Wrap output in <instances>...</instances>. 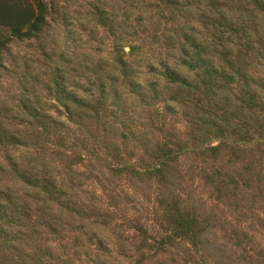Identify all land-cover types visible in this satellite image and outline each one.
Masks as SVG:
<instances>
[{
	"label": "rangeland",
	"instance_id": "obj_1",
	"mask_svg": "<svg viewBox=\"0 0 264 264\" xmlns=\"http://www.w3.org/2000/svg\"><path fill=\"white\" fill-rule=\"evenodd\" d=\"M46 3L0 66V264H264V0Z\"/></svg>",
	"mask_w": 264,
	"mask_h": 264
},
{
	"label": "trees",
	"instance_id": "obj_2",
	"mask_svg": "<svg viewBox=\"0 0 264 264\" xmlns=\"http://www.w3.org/2000/svg\"><path fill=\"white\" fill-rule=\"evenodd\" d=\"M47 0H0V66L3 65L4 51L14 38H30L37 35L47 21ZM134 51L131 47L130 52ZM197 60V59H195ZM120 65L127 74V60L120 58ZM7 207H0V218L9 216ZM189 227V223L186 229Z\"/></svg>",
	"mask_w": 264,
	"mask_h": 264
}]
</instances>
